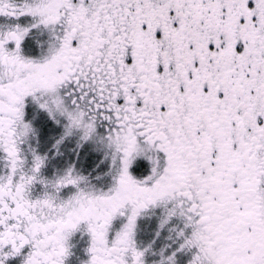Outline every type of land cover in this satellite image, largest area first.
<instances>
[{
	"label": "snow or ice",
	"instance_id": "1",
	"mask_svg": "<svg viewBox=\"0 0 264 264\" xmlns=\"http://www.w3.org/2000/svg\"><path fill=\"white\" fill-rule=\"evenodd\" d=\"M0 264H264V0H0Z\"/></svg>",
	"mask_w": 264,
	"mask_h": 264
}]
</instances>
